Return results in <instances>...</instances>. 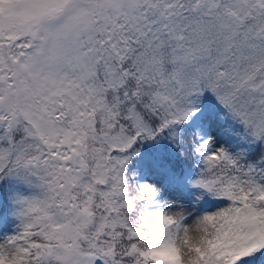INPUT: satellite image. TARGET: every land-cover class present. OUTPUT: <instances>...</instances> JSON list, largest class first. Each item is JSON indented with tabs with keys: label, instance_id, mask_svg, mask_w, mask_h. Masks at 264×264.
Listing matches in <instances>:
<instances>
[{
	"label": "snow or ice",
	"instance_id": "obj_1",
	"mask_svg": "<svg viewBox=\"0 0 264 264\" xmlns=\"http://www.w3.org/2000/svg\"><path fill=\"white\" fill-rule=\"evenodd\" d=\"M162 139L189 199L139 178ZM0 264H264V0H0Z\"/></svg>",
	"mask_w": 264,
	"mask_h": 264
},
{
	"label": "trees",
	"instance_id": "obj_2",
	"mask_svg": "<svg viewBox=\"0 0 264 264\" xmlns=\"http://www.w3.org/2000/svg\"><path fill=\"white\" fill-rule=\"evenodd\" d=\"M203 109L206 111L207 115L218 116L220 120H223L225 122L226 125L224 126H231L235 133L240 134L229 135L230 141L236 145V148L243 150L249 147L251 138L244 135L242 125L233 121L232 118L226 114V110L222 106H220L210 94L204 101ZM189 127H193V124L189 125ZM144 158H150L153 161L159 162L161 167L151 172L141 167L139 177L142 174H147L151 177L161 175L164 183L169 184L172 187L177 186V183H179V179L183 176V174H185L189 169L196 167L197 164L195 158L191 160H185L184 158H182L175 150V147L167 140L163 139L159 143L146 144L144 149ZM168 161L171 162L170 172L165 173V171H163L162 169H164V167L166 166V162ZM170 175H174L176 177V179L172 182H169ZM14 187H18L19 191L27 192L28 194H34L35 192V190L27 189L23 185ZM15 226V223L6 225V227H11L13 230L15 229Z\"/></svg>",
	"mask_w": 264,
	"mask_h": 264
},
{
	"label": "rangeland",
	"instance_id": "obj_3",
	"mask_svg": "<svg viewBox=\"0 0 264 264\" xmlns=\"http://www.w3.org/2000/svg\"><path fill=\"white\" fill-rule=\"evenodd\" d=\"M202 120L214 121L217 126L226 125L225 122L223 120H220L218 116L207 115L204 109L199 114V116H197L196 120L193 122V125L194 126L198 125ZM214 130L215 128H213V131ZM219 139L224 144V146L228 148L229 151H233L235 153L241 151L237 149L236 145L230 141L229 135L224 136L222 134L219 137ZM198 172H199V168L197 166L189 169L188 172L179 179V183H177V186H173V187L169 184H165L161 175L151 177L148 176L147 174H142L139 178L142 182L153 183L157 187H160L161 195L164 200L175 201V200L189 199L193 196V188L191 186V181L196 178ZM223 206H224V202L216 201L214 199H209L204 202L202 208L206 211H215L217 208Z\"/></svg>",
	"mask_w": 264,
	"mask_h": 264
}]
</instances>
